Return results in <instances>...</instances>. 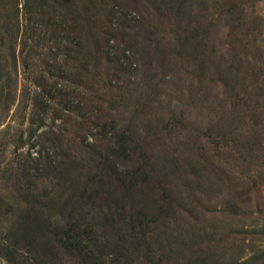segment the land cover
I'll use <instances>...</instances> for the list:
<instances>
[{
    "label": "rangeland",
    "instance_id": "rangeland-1",
    "mask_svg": "<svg viewBox=\"0 0 264 264\" xmlns=\"http://www.w3.org/2000/svg\"><path fill=\"white\" fill-rule=\"evenodd\" d=\"M35 6L42 13L36 47L27 42L21 52L17 39L8 49L15 60L0 65V79L7 84L9 75L12 82H0V254L14 253L0 264L30 263L7 231L23 202L53 220L63 213L81 224L89 216L85 198L74 211L70 202L62 209L46 201L63 182L54 158L66 152L53 142L73 126L77 142L67 149L74 153L80 143L99 151L125 142L126 151L97 160L99 170L110 171L113 161L124 177L131 152L130 171L149 172L141 192L119 194L121 216L108 193L113 179L103 180L108 200L91 201V211L100 215L103 206L107 219L98 226L113 246L97 244L103 248L97 263L126 261L129 254L118 249L124 246L138 264L143 256L157 264L208 257L214 264H251L264 238L239 241L234 231H264V215L255 212L264 207V0H36ZM42 155L51 168L41 165ZM213 169L224 173L222 184ZM234 191L251 192V199L240 206L239 225L228 229L233 220L220 210ZM51 261L82 262L69 255Z\"/></svg>",
    "mask_w": 264,
    "mask_h": 264
},
{
    "label": "trees",
    "instance_id": "trees-1",
    "mask_svg": "<svg viewBox=\"0 0 264 264\" xmlns=\"http://www.w3.org/2000/svg\"><path fill=\"white\" fill-rule=\"evenodd\" d=\"M35 2L36 0H22V3H20L19 0H0V65L6 61V58H11V61L15 58L14 55L9 53V50L13 48L17 39H20L21 42V52H23L25 46H27V42H31L32 47H36L37 39H39L36 37V32L39 31V25H42L40 23L42 13L39 9L35 8L37 7L35 6ZM20 8L21 10H19ZM20 14H22L21 18H19ZM239 21H241V19ZM5 52L6 56L4 55ZM36 57L39 59V55L36 54ZM27 58L28 57L25 56V60L23 61L25 62ZM0 82L4 83V87L5 85L12 84L9 75L7 84L6 81L4 82L3 77L0 79ZM3 94L4 91L0 89V99L4 97ZM36 107L40 109L42 103H36ZM75 132L76 126H73L68 132L65 131L66 136L58 134L56 137H59V139L53 142L58 149L61 148L66 152L60 155L57 159L54 158L56 161L54 163V165H56L54 170L56 171V174H60V178L63 179V182L59 183L60 187L58 190L50 192L46 201H50L56 204V206L60 205L62 209L70 202L67 206L68 210L74 211L77 199L85 198L87 201L85 209L86 212L90 211L89 216H86V220L81 224H79L80 219H77L76 221L72 218L73 220L69 221L68 217L63 218V213L60 214L61 216L59 219L53 220L52 218L42 217V215L33 208L34 205H32L31 202H23L24 206L21 207V214L18 217V222H15L12 226L7 228V231L12 233V235H14L13 237L16 236L19 238L21 245L24 247L22 251L30 256L29 264H52L51 260L53 257L58 259L68 255L69 257H79L82 261L80 262L81 264H138L131 260V252L127 251L124 246H119L118 249L123 253L127 252L129 254L126 261L117 262L114 260H100L99 263L96 262L99 258H103V248L99 249L97 244L99 242L104 243L107 248H110L113 245L111 242L109 243L106 234L103 232L102 226H98L100 220L104 221L107 219V216L103 212V208H101L103 206L99 207L100 215L98 213L97 216L94 217L91 211L93 210L94 204L91 201L96 200L99 201V204H103L108 200L107 190L104 187L103 180L108 182L109 178H112L114 187H111L110 185L111 191L108 193L114 195L115 198L113 200L109 199L111 200L112 205H114L115 212L121 216L124 214V206L118 201L119 196L121 195L122 198L125 199L126 196L132 192H141L143 188V185H141V177L144 176L147 181L149 172L144 170L146 168H141L142 170L133 172L136 167L130 171L129 167L135 164V156L134 153L131 152H126L127 162L130 161L132 163L128 164L127 170L123 169L125 172L124 177L119 175L117 172L118 170L116 169L117 166H115L113 161V166H111L110 171H108V169L99 170L100 164L97 160L104 159L106 161L108 158V152L121 153L126 151L125 142H121L119 139L116 141L117 147L114 144L115 147H108L99 151L93 149L85 151L82 144L79 142L78 151L74 153L67 148L70 145L72 146V143L77 142L71 136V134ZM78 139L82 138L78 136ZM141 151L145 154L144 150ZM51 158L52 157H50V159ZM38 160L43 162L41 165L51 168L48 163L50 161L49 157L47 161V158L42 155ZM96 162L97 164H94ZM213 170L216 171V169ZM217 173L220 182L219 184H222L224 173L222 170ZM25 190L26 188L23 187L20 191L22 192ZM250 193L251 192H246L244 194L234 191L232 195L229 194V199H227L224 207L220 210L225 217L233 220V223H230L228 229L233 225H239V220H237V218L239 217L240 206L244 208L245 204L250 201ZM261 193L263 197L259 194V198L264 202V190ZM37 194L38 190H33L31 192V195L33 196H36ZM255 212L257 215L263 216L264 214L262 213H264V207L257 208ZM109 228L111 229L112 226L110 225ZM252 229L253 230L250 232L239 230L237 232L234 231V233L239 236V241L243 240L244 237L246 238V235H248L251 243L264 238V231L257 232L254 230L255 227ZM143 239H148L146 237V232L143 234ZM110 241H112L111 235ZM149 243L151 244V242ZM262 243L261 246L264 245V241ZM243 244L244 243H241V248ZM261 246L255 250L254 256L250 261L251 264H264V247ZM148 251L151 252L149 249ZM155 251H159L160 253L161 250H154L153 255L157 258L158 254H156ZM97 253H99L98 257H96ZM13 256L14 253L11 252L6 255L3 253L0 254V257L7 261H9V259L13 261ZM141 264L157 263L155 262V259H152L149 256H143L141 258ZM166 264H173L172 258H168ZM184 264H214V262L208 257L205 258V261L200 263H190L187 260Z\"/></svg>",
    "mask_w": 264,
    "mask_h": 264
}]
</instances>
